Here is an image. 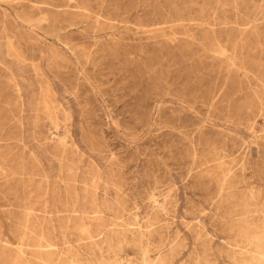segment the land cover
I'll return each instance as SVG.
<instances>
[{"label":"rangeland","instance_id":"374dc122","mask_svg":"<svg viewBox=\"0 0 264 264\" xmlns=\"http://www.w3.org/2000/svg\"><path fill=\"white\" fill-rule=\"evenodd\" d=\"M262 238L264 0H0V264Z\"/></svg>","mask_w":264,"mask_h":264},{"label":"bare ground","instance_id":"6f19581e","mask_svg":"<svg viewBox=\"0 0 264 264\" xmlns=\"http://www.w3.org/2000/svg\"><path fill=\"white\" fill-rule=\"evenodd\" d=\"M226 59H228V58L226 57ZM43 107L46 109V111H49V107H47L46 105H44ZM259 239L260 238H257V240H259ZM263 240L264 239L262 238L261 241L263 242ZM252 246H253L252 252H251L249 258L247 259V261L253 262V264H264V249L262 248L264 246V244L261 243L260 241H257V243L253 244Z\"/></svg>","mask_w":264,"mask_h":264}]
</instances>
